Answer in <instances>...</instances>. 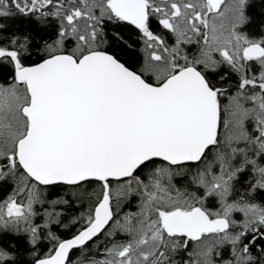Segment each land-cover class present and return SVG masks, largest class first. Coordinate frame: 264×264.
I'll use <instances>...</instances> for the list:
<instances>
[{
	"label": "snow or ice",
	"instance_id": "obj_1",
	"mask_svg": "<svg viewBox=\"0 0 264 264\" xmlns=\"http://www.w3.org/2000/svg\"><path fill=\"white\" fill-rule=\"evenodd\" d=\"M249 8L0 0V264H264V23L252 31ZM16 16L30 30H10ZM57 184L87 203L68 238Z\"/></svg>",
	"mask_w": 264,
	"mask_h": 264
},
{
	"label": "trees",
	"instance_id": "obj_2",
	"mask_svg": "<svg viewBox=\"0 0 264 264\" xmlns=\"http://www.w3.org/2000/svg\"><path fill=\"white\" fill-rule=\"evenodd\" d=\"M250 8H249V14L252 16V23L250 25V29L252 31H259V26L264 23V0H249ZM10 30L16 29V30H30V27L28 25V22L19 17H13L9 18L7 21ZM118 31L120 34L124 37L125 40L128 41L129 45L131 47H126V50L124 52V55L128 59L132 60H140L143 57V52L141 51L143 47V42L140 40V34L137 29H135V26H132L128 24V22H119L115 25V27H109V32ZM169 42H172V39L169 38ZM32 59H36L35 53L33 54ZM11 74V66L8 65H0V82L7 81L9 76ZM178 184H183L184 181L179 179L177 180ZM11 190V184L8 183L4 186L3 190H0V199H3L5 195ZM91 190V187L90 189ZM67 188L66 186L62 184H57L55 186L49 187L47 192V199L51 200L56 198L57 196H64L66 199L70 200V203L68 205H60L59 207L64 208V214L61 217V223L67 224L68 227H62L61 225L53 224V230L64 236L65 238L70 237L79 227L80 225L70 223V218L72 216L77 215L80 211L83 210L84 207H87V203L85 202L83 207L81 205L75 204L73 201L74 198L71 197L70 194H67ZM47 206V205H45ZM131 207L133 210L135 209V201L131 202H125L123 210H128V208ZM102 245L103 243H106L105 238L101 235L98 236ZM118 239L124 238L123 235H120L117 237ZM97 238L89 242V246L91 247ZM47 244L42 243L41 249L46 250ZM93 251H98V249H93ZM79 254V249L74 250L70 257L72 259H75L76 255Z\"/></svg>",
	"mask_w": 264,
	"mask_h": 264
},
{
	"label": "water",
	"instance_id": "obj_3",
	"mask_svg": "<svg viewBox=\"0 0 264 264\" xmlns=\"http://www.w3.org/2000/svg\"><path fill=\"white\" fill-rule=\"evenodd\" d=\"M100 234H98V236H99ZM95 238H97V237H94L93 238V240L95 239ZM91 242V241H90ZM89 243V242H88ZM76 249H78L77 247H74L71 251H70V255H71V253L74 251V250H76Z\"/></svg>",
	"mask_w": 264,
	"mask_h": 264
}]
</instances>
